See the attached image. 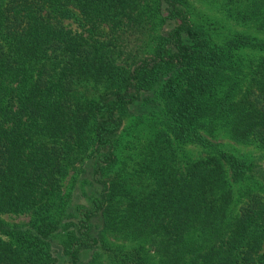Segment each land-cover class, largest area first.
Segmentation results:
<instances>
[{
	"label": "trees",
	"instance_id": "obj_1",
	"mask_svg": "<svg viewBox=\"0 0 264 264\" xmlns=\"http://www.w3.org/2000/svg\"><path fill=\"white\" fill-rule=\"evenodd\" d=\"M221 136L264 151V40L193 0H0V264H264V161Z\"/></svg>",
	"mask_w": 264,
	"mask_h": 264
},
{
	"label": "rangeland",
	"instance_id": "obj_2",
	"mask_svg": "<svg viewBox=\"0 0 264 264\" xmlns=\"http://www.w3.org/2000/svg\"><path fill=\"white\" fill-rule=\"evenodd\" d=\"M194 3V13L197 18V22L212 31L216 32L219 36L226 37L230 35H235L236 33H242L245 35H250L256 39L264 40V29L257 30L251 25H243L236 22L233 18L228 17L221 10V4L219 1L215 0H193ZM72 28L75 29V26ZM216 143H220L222 147L236 155L241 159H246L248 161H264V151L260 150L256 145H242L238 144L225 136H221ZM206 155V153L199 147L187 146L184 148L183 157L189 161L197 160ZM64 193L68 192L67 189L70 185V178L65 182ZM239 187H236L237 199H240L238 194ZM74 200L77 204L85 203V196L80 190L75 192ZM2 219L11 224H26L30 217L27 215H4ZM6 239L5 237H0ZM106 258H103L105 262ZM107 264V263H106Z\"/></svg>",
	"mask_w": 264,
	"mask_h": 264
}]
</instances>
